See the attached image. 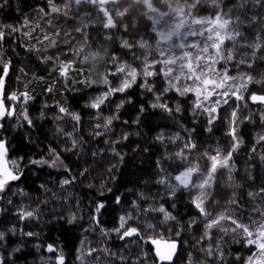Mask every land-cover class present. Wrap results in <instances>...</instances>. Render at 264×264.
<instances>
[{"label": "trees", "instance_id": "trees-1", "mask_svg": "<svg viewBox=\"0 0 264 264\" xmlns=\"http://www.w3.org/2000/svg\"><path fill=\"white\" fill-rule=\"evenodd\" d=\"M237 2L238 0H224L223 7L227 9ZM56 3L63 7L64 0H56ZM40 7L48 9L47 0H7L6 3L5 0H0V26L20 27L28 19L32 26L40 23L45 32L60 29L72 34L70 45L61 43L63 51L49 48L45 42V45L38 46L43 50L37 52L28 50L35 41H28L21 33H11L10 29L0 27V31L9 33L4 41H0V60L11 61L12 65L6 78V93L10 95L16 92L19 95L27 92L32 97L26 103L22 99L23 105L14 106L13 120L7 117L0 121V125H3L0 127V139L7 140L9 158L17 160L23 170L20 180L11 182L5 192L0 193V232L5 234L4 240L0 241V259L4 264H56V258L61 252L65 264H81L77 259V250L87 253L91 248L98 251L92 256L85 255V264H161L149 237L178 242V255L171 264H189L190 254L191 264H246L248 256L255 251L254 246L237 243L232 234L225 235L218 229L210 230L211 238L204 237L203 217L199 216L191 204L188 192L178 190L172 196L169 187V184L176 183L172 177L188 164L177 158L175 153L183 148L190 137L198 146V150L188 153L193 163L204 165L205 161L199 157L205 151L214 153L220 148L226 153L230 150L232 141L227 133L232 109L224 106L219 110L220 118L213 125H208L206 113L194 112V97L191 94L180 97L175 91H169L162 99L173 109L179 103V112L173 111L170 115L159 108H152L151 105L156 102L155 96L167 86L162 74L148 78L153 83L155 92H148L140 87L143 78L138 77L136 84L125 93L113 94L100 109L87 107L108 86L102 83L89 86L86 81L98 80L100 75L114 70L113 65L108 62L111 54L120 57L121 63L137 67L138 71L143 67L144 55L149 60L162 59L158 56L160 49L156 44V35L151 31V22L142 17L137 19L138 13L130 15L127 17L129 25L137 23L138 26L135 29L130 27L128 33L122 27L119 31L111 30L112 41L105 39L106 30L99 21L90 24L85 29L91 37L88 42L90 47L86 46L81 56H73L72 47H78L83 42V36L76 33L75 29L82 26V20H89L84 15L85 12H90L91 19L95 20V10L89 5H73L68 17L51 14L42 19ZM214 11L207 4H202L197 9V14L210 16ZM256 11L255 5H252L247 15L251 17ZM48 19L52 21L54 28L46 23ZM241 19L244 17L241 16ZM259 27L260 25L255 28L241 25L240 30L254 39ZM36 35L40 33L37 32ZM121 38L128 39L133 44L147 40L150 47L141 49L137 44L134 50L124 49L120 47ZM63 39L61 36V41ZM226 44L231 47L230 41H226ZM103 47L108 48V55L103 60L97 61L95 67L91 61L75 64L68 79L53 70L56 65L52 61L42 63L40 59L45 55H60L61 59L79 62L89 52L101 51L103 55ZM65 52L68 53L67 56L64 55ZM134 53L140 59L134 60ZM156 67L162 69L163 65L158 64ZM228 67L232 75L237 74L234 63ZM254 68L253 75L264 73V59L256 60ZM21 69L24 71L21 72ZM242 70L250 71L244 66ZM109 79L114 80L111 76ZM119 84L120 80H114L113 86ZM49 88L52 89L51 92L48 91ZM249 89L259 93L264 91V86L250 84ZM248 95L249 93H245L246 97ZM121 100L124 104L117 109ZM240 103L239 115L243 122L239 124L238 134L243 143L233 154L235 169L232 175L241 188H229L228 172L221 170L223 175L217 177L216 194L212 197V201L216 203H209V211L216 216L228 207L234 215L242 217L244 223H250L251 220L259 222L264 217L253 209L261 205V211H264V205L259 198L253 200L248 197L247 192L264 185V161L260 159L264 155V141L256 144L257 135L264 134V123L260 119L264 106L249 101L247 107H244L243 102ZM61 106L68 109L69 113L78 114L80 121L73 120L71 115L60 113ZM141 107L144 108L143 112L140 111ZM25 112L31 124L24 119ZM58 116L61 118L57 119ZM110 116H115L116 119L108 130L103 127L96 129L97 123L103 124L105 118ZM245 116H251V119L244 120ZM209 127L212 129L210 132L206 130ZM95 131H100L103 135L94 136ZM67 133H71V137ZM161 134L164 139L158 140L157 137ZM125 135L127 139L122 138ZM72 139L78 141V146L72 151H64L71 147ZM115 141L119 143H114ZM253 146L256 148L255 153L252 152ZM50 148L57 150L70 171H65L63 165L49 168L29 163L31 159H48ZM117 152L123 156V160L115 154ZM110 168L113 171L109 172ZM84 169L88 171L81 176ZM249 174L255 178L254 188L248 187L253 183L247 179ZM63 179H69L71 183L61 185ZM160 180L165 183H159ZM233 191L237 193L238 204L228 205L227 200ZM117 196L121 198L119 204L116 203ZM133 201L137 205L135 208ZM99 203H103L105 207L97 213ZM161 205L176 220L166 221L163 213L145 211ZM21 208L33 211L34 215L21 220L18 215ZM129 214L133 218L128 221V225L137 227L140 235L122 240L118 233L110 230L119 226L120 216ZM73 215L76 219L70 223ZM193 217L197 218V223L189 227ZM224 223L225 226H230V222ZM101 229L106 230V234ZM28 232L34 235H25ZM177 232H180V236L176 235ZM81 241H84L83 245ZM217 242L225 253L224 260L208 258L201 250L209 246L215 249ZM49 244L57 249L55 253L47 251ZM17 248L19 251H13Z\"/></svg>", "mask_w": 264, "mask_h": 264}, {"label": "snow or ice", "instance_id": "snow-or-ice-1", "mask_svg": "<svg viewBox=\"0 0 264 264\" xmlns=\"http://www.w3.org/2000/svg\"><path fill=\"white\" fill-rule=\"evenodd\" d=\"M6 2L7 0H5ZM47 4L49 6L48 9L44 7L39 8L42 19L50 17L51 14H62L68 17L73 5H89L95 10V20L91 19L92 14L90 12H85L84 15L89 20L87 22L82 20V26L75 29L76 33H80L83 36V42L78 47H72L71 54L73 56H81L85 47H90L88 42L91 37L85 31L90 24H95L99 21L103 29L106 30L105 39L112 41L113 35L111 30L115 29L119 31L122 27L123 31L128 33L130 27L135 29L138 26L137 23L129 25L127 22V17L136 13H138L137 19L142 17L151 22V31L159 37L156 41L157 46L161 43L169 45L168 49L159 51V55L164 57L161 60H149L148 56L144 55L143 67L139 71L137 67H133L131 64L121 63L120 57L114 53L111 54L108 62L113 65L114 70L100 75L98 80L89 79L86 81L89 86L95 83H102L108 86L107 90L95 97L90 105H86L87 107L100 109L101 105L113 94L125 93L133 84H136L138 77L143 78V83L140 84V87L148 92H155V87L148 78L159 77L162 74L167 86L155 96L156 102L151 105L152 108H159L168 112L170 115L173 111L179 112L181 110L179 103L173 109L162 99L169 91H175L180 97H186L189 94L194 97L192 101L193 110L194 112L202 111L206 113L208 116V125H213L220 118L219 110L224 106L232 109L227 133L232 141L230 150L226 151V153H223L220 148H217L214 153L205 151L199 157L200 160L205 161V164L201 165L199 162L193 163L189 159L188 153L198 150V146L190 137L183 148L175 153L177 158L182 161H187L188 164L186 167H183V170L178 171L172 177L176 183L169 184L170 194L175 196L178 190H186L188 192L191 197V204L198 211L199 216L203 217L204 237L211 238L209 233L213 229H218L225 235L232 234L233 239L237 243H244L247 246H254L255 248V251H252L251 255L248 256L246 264H264V220L259 222L251 220L250 223H244L242 217L234 215L233 211L228 207H225L216 216H213L212 212L209 211V203H216L212 201V197L216 194L217 177L223 175L221 170H227L228 172L227 181L229 183L227 186L229 188H241V185L235 181L232 175L235 169V165L232 162L233 154L239 148L240 144L243 143L238 134L239 124L243 122L239 115L241 109L240 102H243L244 107H247L249 101L253 104L264 105V91L257 93L249 89L250 84L264 86V73H260L259 76L252 74L255 72L254 62L259 59H264V55H258V53L264 54V23H262V19H264V16H262L264 14V0H238L236 4H233L232 7L227 9L223 7L224 0H64L63 7L58 6L56 0H47ZM202 4H207L213 8L215 10L214 13L210 16L198 15L197 9ZM252 5H255L257 11L249 17L247 12ZM241 16L244 19H241ZM171 17H175L176 22L165 30L163 25L166 22V18ZM46 23L50 28L55 27L50 19L46 20ZM241 25L252 28L260 25V27L256 32L255 38L250 39L240 30ZM193 26H199V28H193ZM0 27L10 29L11 33H21L28 41H35V43L29 46V51L36 50L40 52L43 49L38 46L45 45V42H47V47L49 48L61 49V43L68 46L72 40V34L70 32L56 29L48 33L44 31L40 23L32 26L28 19H25L20 27L13 25ZM184 29L187 30L182 31ZM37 32L40 35H36ZM8 34L5 31H0V41H4ZM61 36L64 37L63 41H61ZM197 36L203 39L192 43L185 42L187 37ZM174 37L179 39L180 42L176 43L173 39ZM226 41L231 42V47L226 44ZM137 44L141 49L150 47L147 40L138 41ZM137 44H133L128 39H120V47L124 49L134 50ZM172 48H179L181 53L179 55L171 53ZM61 51L63 50L61 49ZM165 51L171 54L165 56ZM64 55L67 56L68 53L65 52ZM105 55H108L107 47H103V55L101 51L89 52L79 62L76 60L61 59L60 55L55 57L45 55L40 57V59L42 63L52 61L56 65L53 70L58 71L61 77L68 79L75 64H84L91 61L93 62V67H95V63L103 60ZM249 56L251 59H249ZM133 59L137 60L140 57L134 53ZM233 63L237 70L236 75H232L228 67L229 64ZM158 64H162L164 67L157 69L156 66ZM0 66H2V72H0V119H4L6 116L12 117L15 113V108L7 102L18 101L23 96V100L26 103L32 97L27 92L19 95L13 92L8 95L6 93V78L9 76L10 70H12L11 61L0 60ZM242 66L250 71H243ZM23 71L24 69H21V72ZM109 76L113 77L114 80H120V84L113 86L114 80H110ZM48 91L51 92L52 89L49 88ZM245 93H249V95L246 97ZM123 104L124 101L121 100L116 106L117 109L122 107ZM233 104L235 107H233ZM140 111L143 112L144 108L141 107ZM59 112L71 115L72 119L77 122L81 119L78 114L69 113L68 109L63 106L59 107ZM60 118L59 116L57 117V119ZM24 119L31 124V120H29L26 112ZM114 119H116L115 116L107 117L103 124L97 123L95 127L96 129L103 127L108 130ZM250 119L251 116L244 117V120ZM260 119L264 123V112L260 113ZM0 127H3V125H0ZM206 130L209 132L212 131L211 127ZM67 135L71 137L72 134L67 133ZM93 135L102 136L103 133L95 131ZM122 138L127 139L128 137L125 135ZM157 139L163 140V134L159 135ZM262 141H264V134H258L256 144L258 145ZM114 143H119V141H115ZM77 146L78 141L72 139L71 147L65 148L64 151H72ZM113 151L115 152V149ZM252 152H256L255 146H253ZM115 154L120 156L118 152ZM120 159L123 160V156H120ZM260 159L264 161V155H261ZM29 163L39 166L46 165L49 168H57L59 165H63L65 171H70L67 165H64L60 154L55 148L49 149L48 159H31ZM113 168H110L108 171H113ZM87 171V169H84L80 175L84 176ZM22 174L23 170L19 167V162L9 158L7 140L0 139V193H4L11 182L20 180ZM112 179H115V177ZM247 179L253 181L248 187L254 188L255 178L249 174ZM60 183L61 185H67L71 183V180L63 179ZM159 183H165V181L160 180ZM108 191H111V189H108ZM193 191H195V195H193ZM247 195L253 200L259 198L261 204L264 205V185H261L259 188H254L253 191H248ZM116 203H121L119 196L116 197ZM227 204H238L237 193L235 191L231 193ZM104 207L105 205L103 203H99L96 207V212L100 213ZM133 207H137L135 201H133ZM173 207H175V204H173ZM145 211H158L163 213L166 221L176 220V217L168 212L163 205L158 208L145 209ZM253 211L259 212L260 216L264 217V211H261V205L254 208ZM18 215L21 220H24L32 217L34 213L33 211L21 208ZM132 218L131 214L120 216L119 226L110 231L118 233L119 238L122 240L126 237L140 235L137 227L128 225V221ZM75 219L76 217L73 215L70 217L69 222L71 223ZM224 222H230V226H225ZM196 223L197 218L193 217L189 222V227ZM101 232L106 234V230L104 229H101ZM25 235L32 236L34 233L28 232ZM176 235L180 236V232H177ZM4 237L5 234L0 232V241H3ZM149 239L155 245V255L161 264H165V262L171 264L177 251L178 242L169 240L162 243L161 239L152 237H149ZM83 243L84 241H81L82 245ZM201 250L204 251L205 256L208 258L219 260H224L225 258V253L220 249L219 242H217L215 249L209 246L207 249L201 248ZM13 251H19V249L17 248ZM47 251L55 253L57 249L52 244H49ZM77 251L79 252L77 259L81 261V264H85V255L92 256L98 250L91 248L87 253L82 252L80 249ZM105 251L107 250L105 249ZM237 259H240V257H237ZM0 264H4L2 259H0ZM56 264H65V258L62 252L57 256ZM189 264H191V254L189 256Z\"/></svg>", "mask_w": 264, "mask_h": 264}, {"label": "rangeland", "instance_id": "rangeland-1", "mask_svg": "<svg viewBox=\"0 0 264 264\" xmlns=\"http://www.w3.org/2000/svg\"><path fill=\"white\" fill-rule=\"evenodd\" d=\"M176 21H175V17H171V18H166V22H165V24L163 25V27H164V29L165 30H167V28L168 27H170V26H172V25H174V23H175ZM193 28H199V26H193ZM187 29H184V30H182V31H186ZM154 33V32H153ZM155 34V33H154ZM156 35V34H155ZM156 38H157V40L159 39V37L158 36H156ZM174 39V41L176 42V43H179L180 42V40L179 39H177V38H173ZM203 38L202 37H199V36H197V37H187V39H186V43H192V42H196V41H200V40H202ZM156 40V41H157ZM159 49L160 50H164V49H168L169 48V45L168 44H164V43H161L159 46ZM185 50H188V49H185ZM153 53V51H151V54ZM165 53H167V55H169V54H171V53H174V54H176V55H179L180 53H181V50L179 49V48H172L171 49V53L170 52H168V51H165ZM166 54H165V56H167ZM158 56H160L159 55V52H158ZM160 58H164V57H161L160 56ZM161 60V59H160ZM163 67H164V65H163ZM22 97H20V99L18 100V101H15V102H11V101H9V105L10 106H12V107H14V106H21V105H23L24 104V102L22 101ZM5 118H7V116L5 117ZM8 119L10 120V119H14L13 118V116L12 117H8ZM1 120H3V119H0V121Z\"/></svg>", "mask_w": 264, "mask_h": 264}, {"label": "water", "instance_id": "water-1", "mask_svg": "<svg viewBox=\"0 0 264 264\" xmlns=\"http://www.w3.org/2000/svg\"><path fill=\"white\" fill-rule=\"evenodd\" d=\"M263 106H264V105H263ZM161 242L164 243V242H167V241H163V240H161ZM153 247H154V251H155V245H153ZM178 250H179V245H178V247H177L176 254H175L174 257H173V261H175L177 255H178ZM173 261H172V262H173ZM172 262H171V263H172ZM165 263H167V262H165Z\"/></svg>", "mask_w": 264, "mask_h": 264}]
</instances>
